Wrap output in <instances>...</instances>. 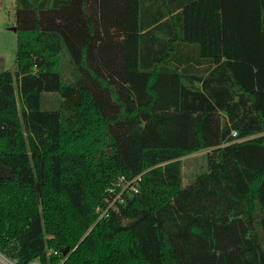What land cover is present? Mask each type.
I'll return each mask as SVG.
<instances>
[{"label":"trees","instance_id":"1","mask_svg":"<svg viewBox=\"0 0 264 264\" xmlns=\"http://www.w3.org/2000/svg\"><path fill=\"white\" fill-rule=\"evenodd\" d=\"M15 4L0 250L17 264H264V0ZM203 150L184 185L182 158Z\"/></svg>","mask_w":264,"mask_h":264},{"label":"rangeland","instance_id":"2","mask_svg":"<svg viewBox=\"0 0 264 264\" xmlns=\"http://www.w3.org/2000/svg\"><path fill=\"white\" fill-rule=\"evenodd\" d=\"M15 11V0H0V72L16 71V31L13 30L16 28ZM249 90L256 91L255 85ZM262 98L264 100V97ZM207 151H199L182 158L184 185L206 170Z\"/></svg>","mask_w":264,"mask_h":264},{"label":"crops","instance_id":"3","mask_svg":"<svg viewBox=\"0 0 264 264\" xmlns=\"http://www.w3.org/2000/svg\"><path fill=\"white\" fill-rule=\"evenodd\" d=\"M236 67H238V72H239L238 76H240L239 82L247 88H249V86L250 88H252L253 85H255L254 75L256 73V70L252 66L246 63H239L235 65L233 69H235ZM263 71H264V66H263ZM260 96L261 99H263L262 96L264 97V85L262 87V91L259 93V98Z\"/></svg>","mask_w":264,"mask_h":264},{"label":"built area","instance_id":"4","mask_svg":"<svg viewBox=\"0 0 264 264\" xmlns=\"http://www.w3.org/2000/svg\"><path fill=\"white\" fill-rule=\"evenodd\" d=\"M235 133H233V135H234ZM140 178L139 177H136V178H134V179H132L131 181H125L124 182V179L123 178H120L119 179V181H122V182H124V188L125 187H129L130 186V188H131V190L133 191V192H136V188L134 187V182L135 181H138ZM121 185V184H120ZM111 191V189H109V192ZM111 205V204H110ZM103 214H104V212H102L101 214H100V217L101 216H103ZM48 255L49 254H51V252L49 251L48 253H47ZM53 254H57V252H53ZM0 264H17L15 261H12L11 259H9L1 250H0ZM30 264H37V262H33V263H30Z\"/></svg>","mask_w":264,"mask_h":264},{"label":"water","instance_id":"5","mask_svg":"<svg viewBox=\"0 0 264 264\" xmlns=\"http://www.w3.org/2000/svg\"><path fill=\"white\" fill-rule=\"evenodd\" d=\"M13 30L16 31V28H13ZM68 251H69V248L66 247V248L61 252V253H62V256L65 257V256L67 255Z\"/></svg>","mask_w":264,"mask_h":264}]
</instances>
